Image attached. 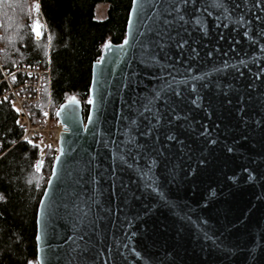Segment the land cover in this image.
Listing matches in <instances>:
<instances>
[{"label": "water", "instance_id": "obj_1", "mask_svg": "<svg viewBox=\"0 0 264 264\" xmlns=\"http://www.w3.org/2000/svg\"><path fill=\"white\" fill-rule=\"evenodd\" d=\"M137 11L131 2L124 39L119 44H105L98 60L91 66L87 101L91 99L93 103L88 104L86 101V116H83L79 101L75 99V103L70 102L74 97L62 103L69 112H74L75 123L80 127V139L72 135L70 130L65 131L68 125L64 123L63 116L57 117L56 113L63 111L60 108L62 104L55 111V117L63 130L59 135L58 149L51 167V179L47 180L37 208V254L33 264H113L111 257L115 253L117 241L113 239L111 231L108 233V245L97 247L91 253L84 252L79 258L72 256L71 262L69 260V254L76 245L69 240L74 233L71 221L65 215V208L70 207L68 198L72 197L75 190L82 199L87 200L94 194L98 200L103 199L107 203L109 194L103 181L97 186L104 187L103 196L99 190L90 192L84 165H78L81 152L77 150L85 145V138L88 143L92 141L83 125L89 124L91 127L89 117L98 115L101 129L111 126L115 131L120 123L122 105L130 102V98L137 94L147 95L159 85L161 75L167 77L168 73L173 72L171 66L177 72L185 73V78L188 76L185 71L188 67L192 68L191 75L208 73L206 80L210 83V88H201L200 93L203 97L202 106L207 107L211 102L214 113L193 109L192 116L206 124L210 131L219 124L220 134L217 138L220 143L203 145L196 141L193 145L196 149L194 158L188 160L185 156L183 160H178L175 173L163 182L161 190L169 201L177 205L178 215L162 207L158 198L147 194L143 204L141 201L131 200L123 214L116 210L113 202L115 215L112 219L116 223V235L129 240L127 249L120 246L124 255L117 258L115 264H264V126L253 124L245 127L241 124L238 118L229 114V107L232 112L235 111V97L232 105L226 106L222 103L223 92L216 88L217 84L222 88L224 85H231L233 89L244 91V86L253 82L260 91H264V55L260 52V46L255 47L254 55L257 59L249 60V56L253 55V48L246 38L236 37L241 43L231 46L236 49L233 52L230 50V39L236 34L231 27L221 25L216 28L213 23L210 35L194 45L197 48V59L188 60L187 50L181 56L173 49L168 53L170 60L165 62L161 57V63L165 64L163 71L160 68H143L132 58L136 47L133 36L137 34L139 23L136 19ZM252 20L255 27V18ZM209 52L213 53L210 57L207 55ZM225 52L228 53L227 56L224 55ZM239 58L248 60L252 65L250 69L240 66L244 72L242 78L232 68L226 69L224 74L214 71L224 61L230 65L237 64ZM133 72L138 73L135 78L131 75ZM256 76H260V79H254ZM177 79L180 77L177 76ZM258 95L260 92L253 94L254 101ZM245 102L247 103L246 96ZM253 107L257 119L264 116V107L255 103ZM248 115H253L251 109ZM213 136H217V133L213 132ZM225 145L233 146L234 151L228 153ZM201 159L204 160L203 164L199 163ZM101 163L104 167L110 164L103 159ZM77 172L84 178V184L76 183ZM249 174L253 176L251 181L247 179ZM132 179L137 178L133 176ZM125 181L127 182V177ZM136 195H140V192H136ZM154 203L156 207L152 213L143 216V205L151 206ZM137 213L141 214V219H132ZM185 213L191 216L192 221L205 220L206 225L197 227L195 224L185 223L180 218ZM125 217L132 219L130 225L120 224ZM108 227L111 229L112 225L109 224ZM205 231L211 239H205ZM132 232L135 235L129 237ZM251 250H254V261L250 256Z\"/></svg>", "mask_w": 264, "mask_h": 264}, {"label": "snow or ice", "instance_id": "obj_2", "mask_svg": "<svg viewBox=\"0 0 264 264\" xmlns=\"http://www.w3.org/2000/svg\"><path fill=\"white\" fill-rule=\"evenodd\" d=\"M132 4L138 10L136 19L139 21L137 34L133 36L136 47L132 58L143 68H160L163 71L165 64L161 63V57L165 62L170 60L168 53L173 49L181 56L187 50L188 60L197 59V48L194 45L198 40L206 39L210 35L213 23L216 28L221 25L225 28L231 27L232 32L236 34L230 39L231 51L236 52L232 45L241 43L236 37L243 36L253 48V55L249 56V60L257 59L254 55L257 45L264 55V43H262L264 42V15H262L264 0H132ZM253 17L255 27H253ZM256 28L259 30L257 31ZM30 30L33 37L39 39L42 36V27L38 22H33ZM253 36L256 38L254 39ZM207 55L210 57L213 53L209 52ZM224 55L227 56L228 53L225 52ZM237 55L239 56V53ZM240 66L250 69L252 65L248 60L239 58L237 64L230 65L224 61L220 67L214 68V71L217 74H224L226 69L232 68L242 78L244 72ZM171 67L175 74L170 72L167 77L161 75L159 85L147 95L137 94L130 98V102L122 105L120 123L115 131L111 126L101 129L98 115L89 117L91 127L89 124L83 125L90 133L92 141L88 143L85 138V145L77 150L81 152L78 165H84L88 175L87 188L90 192L99 190L103 196L104 187L97 188L103 181V185L109 189V194L107 203L103 199L98 200L94 194L87 200L82 199L75 190L72 197L68 198L70 207L65 208V215L71 221L74 233L69 240L76 245L69 254L70 262L72 256L79 258L84 252L91 253L97 247L108 245L109 231L117 241L115 253L111 257L113 264L117 258L124 255L120 251V246L127 249L129 240L116 235V223L112 219L115 215L113 202L116 210L123 214L131 200H138L143 204L147 194L158 198L162 207L178 215L177 205L169 201L161 190L163 182L175 173L178 160H183L185 156L188 160L194 158L196 149L193 145L196 141L203 145L220 143L217 138L220 134L219 124L210 131L206 124L192 116L193 109L203 113H214L211 102L207 107L202 106L203 97L200 93L201 88H210V83L206 80L208 73L191 75L192 68L188 67L185 70L188 76L185 78V73L177 72L174 66ZM131 75L135 78L138 73L133 72ZM177 76L180 79H177ZM254 79L259 80L260 76ZM128 86L131 88V84ZM216 88L223 92L222 103L226 106H231L235 97V111L232 112L229 107V114L238 118L241 124L245 127H251L253 124L264 126V116L257 119L253 107L254 103L264 107V91H260L255 83L249 82L244 86V91L233 89L231 85H224L222 88L217 84ZM117 89L120 90L119 86ZM256 92H260V95L254 101L253 94ZM101 99H103L102 95ZM70 102L75 103V98ZM87 103L92 104L93 101L89 99ZM60 108L63 111H58L56 115L64 117V123L68 125L65 131L70 130L72 135L80 139V127L75 123L74 112H69L63 104ZM250 109L253 115H248ZM44 115L47 116V113ZM213 132H216L217 136H213ZM225 150L232 153L234 147L225 145ZM101 159L110 162L109 166L104 167ZM199 163L203 164L204 160L201 159ZM34 167L39 172L41 166ZM75 174L76 183L84 184V178L79 176L78 172ZM133 176L137 179H132ZM247 179L251 181L253 176L249 174ZM136 192H140V195H136ZM155 207V203L151 206L144 204L143 216H149ZM180 218L185 223L195 224L197 227L206 225V221L202 219L192 221L187 213ZM132 219H141V214L137 213ZM132 219L125 217L120 224L130 225ZM109 224L112 225L111 229L108 227ZM134 235L135 232L129 233V237ZM204 237L206 240L211 239L207 231L204 232ZM216 246L219 247V244ZM250 256L254 261V250L250 251Z\"/></svg>", "mask_w": 264, "mask_h": 264}, {"label": "trees", "instance_id": "obj_3", "mask_svg": "<svg viewBox=\"0 0 264 264\" xmlns=\"http://www.w3.org/2000/svg\"><path fill=\"white\" fill-rule=\"evenodd\" d=\"M131 2L0 0L3 65L48 69L52 112L74 97L85 117L91 66L105 44H119L124 39ZM36 4L47 31L40 39L30 30ZM100 4L107 6L106 17L96 20L95 8ZM5 90L0 85V95ZM44 105L42 102L41 107ZM22 135L15 109L8 99L0 98V264L35 263L37 208L55 156L53 150H47L37 172L34 166L41 148L21 142Z\"/></svg>", "mask_w": 264, "mask_h": 264}, {"label": "built area", "instance_id": "obj_4", "mask_svg": "<svg viewBox=\"0 0 264 264\" xmlns=\"http://www.w3.org/2000/svg\"><path fill=\"white\" fill-rule=\"evenodd\" d=\"M33 22H38L42 27V35L47 32L37 4L34 6ZM1 58L0 49V85L4 84L6 88L0 98L8 99L16 111L17 126L23 130L20 141L27 145L40 146L38 165L42 166L47 150H53L56 155L59 135L63 130L55 117V112L51 111L50 104L41 107L45 90L50 102L49 70L32 66L6 68ZM44 113H47V116Z\"/></svg>", "mask_w": 264, "mask_h": 264}, {"label": "rangeland", "instance_id": "obj_5", "mask_svg": "<svg viewBox=\"0 0 264 264\" xmlns=\"http://www.w3.org/2000/svg\"><path fill=\"white\" fill-rule=\"evenodd\" d=\"M33 9H34V7H33ZM106 12H107V6L106 5H102V4L97 5V7L95 8V19L96 20L104 19L106 17ZM42 102H45V105L50 104V106H51V102H48L47 94L46 95L44 94ZM50 109H51V107H50ZM51 111H52V109H51Z\"/></svg>", "mask_w": 264, "mask_h": 264}]
</instances>
